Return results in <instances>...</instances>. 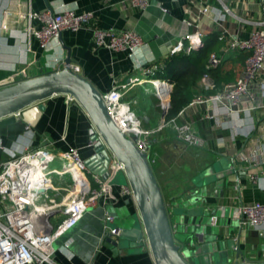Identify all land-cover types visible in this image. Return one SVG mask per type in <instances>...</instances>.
<instances>
[{
    "label": "crops",
    "instance_id": "1",
    "mask_svg": "<svg viewBox=\"0 0 264 264\" xmlns=\"http://www.w3.org/2000/svg\"><path fill=\"white\" fill-rule=\"evenodd\" d=\"M149 1L150 6L140 11L130 7L127 0H0V86L57 70L58 67L61 69L63 64L55 60L66 57L65 48H69L72 63L80 66L79 73L88 78L102 94L109 92L114 85L130 83L123 100L137 101L136 86L137 83L143 84L142 81L147 78L146 70L170 57L172 46L186 35L194 33L196 25L203 31L204 39L220 32L213 21L214 13L194 21L202 5L221 10L222 5L218 0ZM226 4L229 11L224 12V26L232 37H247L260 18V0H228ZM65 8L76 14L93 13L90 24L102 29H133L141 35L144 45L132 56L126 51L98 48L93 43L91 30L85 28L62 32L59 40L61 46L52 43V49L44 51L29 32L37 28L39 23L33 20L30 24L27 12L29 9L58 12ZM187 20L192 21L194 26L186 24ZM223 42L219 54L225 46ZM244 56L247 54H232L220 67L229 78L228 81H234L243 70ZM253 89L259 92L257 86L254 85ZM201 95L198 93L193 99ZM41 104L43 110L32 105L20 115L0 119V146L5 148H0V160L17 149L38 148H48L55 154L77 149L84 161L95 156L89 133L91 122L78 104L63 94L54 95ZM150 110L141 108L138 116L144 119L146 127L156 128L162 124L164 117L153 112L152 106ZM209 112H215V116L205 118L204 114ZM186 122L201 138L202 146H191L178 138L175 140L176 135L170 123L150 140V149L156 155L155 174L174 228L180 226L186 230L197 220L202 212L200 210H209L218 216L215 224L221 228L219 230L227 241L236 243L240 237L239 245L244 259L261 260L264 240L256 230L239 225L237 210L242 203L264 202V164L250 168L242 161V156L264 147V107L250 114L231 116L206 105L188 107L176 119L177 124ZM94 165L103 167L102 160L96 159ZM231 170L237 175L231 174ZM108 171L110 198L100 199L90 205L77 224L54 242L55 264H154L145 236L137 240L133 234L137 230L143 231L134 200L120 193L123 185L116 180L117 173L110 166ZM204 172L209 182L206 184V197L201 196V201L206 200L201 204L203 209L200 206L192 209L181 207L180 201L185 202L192 192L187 187L197 191L193 181L201 179ZM251 173L258 174L260 181L252 182L249 178ZM93 175L97 174L91 171L87 173L92 189H96ZM53 187L42 201L46 204H62L69 195L71 180L55 179ZM107 210L114 216L110 226L119 228L125 234L117 245H113L117 237L110 236L105 228ZM54 214L52 224H56L63 216L60 209ZM220 224L235 227L230 237L227 236L229 226ZM185 242H180L182 248L187 246ZM194 243L189 249L201 248L198 241ZM232 251L234 249L228 255L230 262L236 260Z\"/></svg>",
    "mask_w": 264,
    "mask_h": 264
},
{
    "label": "built area",
    "instance_id": "2",
    "mask_svg": "<svg viewBox=\"0 0 264 264\" xmlns=\"http://www.w3.org/2000/svg\"><path fill=\"white\" fill-rule=\"evenodd\" d=\"M127 1L130 7L140 11H145L150 6L149 0ZM218 1L222 5L221 10L202 5L194 20L196 22L203 16L214 13L213 21L220 28L218 39L225 41L221 54L210 55L206 69L222 66L230 55L242 52L247 54L243 70L234 81L225 83L218 90L209 73H203L199 80L201 89L216 91L193 99L185 109L180 111L178 116L183 114L188 107L201 105L218 109L226 116L240 113L250 114L264 107V0H260V18L245 38L231 36L223 24L224 12L229 11L226 4L228 0ZM27 18L30 24L33 20L39 23L37 28L30 29L29 32L47 52L52 49V43L61 46L59 40L62 32H75L85 28L91 30L93 43L98 48L126 51L132 56L144 45L141 35L133 29L117 31L102 29L90 24L93 20L91 12L76 14L67 8L58 12L50 10L36 12L29 9ZM186 24L194 26V23L189 20ZM196 27L194 33L186 35L172 46L171 55L181 52L189 54L203 45L204 33L199 25ZM64 60L63 56L55 61L64 66ZM157 67L158 65L154 64L146 70L147 78L142 81L143 84L152 83L156 86V80L152 79L151 75ZM70 68L74 72H80V66L77 64L70 63ZM162 82H166L167 85L161 94L164 93L167 97L171 84L167 81ZM128 84L114 85L109 92L102 94V98L115 125L126 136L133 139L140 151L147 153L152 165L155 163V155L150 158V140L167 123L162 121V124L156 128L146 127L143 123L144 119L138 116L132 108V105L136 106L137 101L125 102L123 100L124 92L129 87ZM254 85L257 86L259 92L253 89ZM156 90L160 96L157 86ZM214 116L215 112L204 114L205 118ZM176 119L169 122L173 126L176 138L191 146H202L203 141L196 135L191 124L187 122L177 124ZM0 148L5 150L2 146ZM242 159L250 168L264 164V147L242 156ZM58 161L60 166L53 168L51 164ZM109 166L114 173L123 172V165L114 158ZM88 172L85 161L82 160L77 149H70L60 154H55L48 148L17 149L9 152L7 158L0 160V264H55L53 261L54 242L77 224L90 205L100 199L110 198V174L105 179L93 175L97 188L92 189L91 181L87 176ZM259 177L256 173L249 175L252 182L260 181L261 177ZM58 178L71 180L69 195L62 204H46L42 199L49 190L54 189L53 182ZM40 190L44 192H39ZM120 193L133 199L128 185L121 186ZM59 209L63 216L56 224H52L51 219ZM50 214L53 215L49 216ZM217 218V216L211 217L213 224L217 222ZM237 218L239 225L256 230L264 240V202L242 203L238 207ZM104 220L107 233L112 237H118L120 229L110 226V223L114 222V216L108 210ZM259 261H264V254Z\"/></svg>",
    "mask_w": 264,
    "mask_h": 264
},
{
    "label": "water",
    "instance_id": "3",
    "mask_svg": "<svg viewBox=\"0 0 264 264\" xmlns=\"http://www.w3.org/2000/svg\"><path fill=\"white\" fill-rule=\"evenodd\" d=\"M65 49L67 53L61 69L0 86V119L20 115L32 105H37L40 110H43L41 102L59 94L66 95L78 104L91 122L89 133L95 154L94 157L86 160L85 164L89 171L103 179L109 177L108 168L112 158L123 165L122 174L125 178V185H128L132 191L143 230L141 232L137 230L133 234L137 240L145 236L154 264H194L189 258L190 254L203 262L208 261L209 264H264V261L244 259L239 245L240 237L236 243L227 241L224 233L221 234L219 230L221 228L212 223L211 217L217 215L201 206L206 202L205 199L201 201V196L206 197V184L209 182L207 180L205 183L196 185L197 191L192 190L185 202L180 201L181 207L186 206L192 209L200 206L203 209L200 210L202 212L197 220L186 230L180 226L174 228L167 203L147 153L140 151L133 139L126 136L115 125L106 109L102 92L88 78L70 68V63H72L70 50ZM168 107L167 99L162 117L166 114ZM96 159L102 160L103 167H95ZM231 174L237 175L234 170H231ZM197 180L196 178L193 182L196 184ZM226 185H228L227 182ZM219 187L220 184L217 185V188ZM39 192H44V190ZM222 226L230 227L227 228V236L230 237L235 227L227 224ZM123 236L125 234L122 231L113 245H117L118 240H121ZM195 240L201 244V248L189 249L195 244ZM185 241H187V246L182 248L180 242ZM233 249L232 254L236 260L230 262L228 255ZM200 254L203 255L202 258H199Z\"/></svg>",
    "mask_w": 264,
    "mask_h": 264
},
{
    "label": "trees",
    "instance_id": "4",
    "mask_svg": "<svg viewBox=\"0 0 264 264\" xmlns=\"http://www.w3.org/2000/svg\"><path fill=\"white\" fill-rule=\"evenodd\" d=\"M218 36V32L210 35L207 39L203 40V45L201 47L192 50L189 54L181 52L171 55L162 62L155 63L158 67L154 74L151 75V78L167 81L171 84V89L167 96L169 107L163 118L165 123H169L172 119L177 118L180 111L185 109L198 93L209 95L216 91H204L200 88L199 80L203 73H209L210 77L215 82L217 90L225 83L231 82L228 81L229 78L222 73L221 66L210 70L206 69V64L208 63L210 55L215 52L219 54V48L224 44L223 41L218 39ZM152 108L153 112L156 114L159 113L158 107L155 106V104ZM174 139L176 140V136H174ZM154 165L152 164L151 166L155 173ZM187 188L188 191H192V187Z\"/></svg>",
    "mask_w": 264,
    "mask_h": 264
},
{
    "label": "rangeland",
    "instance_id": "5",
    "mask_svg": "<svg viewBox=\"0 0 264 264\" xmlns=\"http://www.w3.org/2000/svg\"><path fill=\"white\" fill-rule=\"evenodd\" d=\"M238 76H239V74L237 75V77ZM136 88L138 89V91H137V96L138 97L136 98L137 99V104H136V106L132 105V108L135 111V113L138 115L140 113L139 111L141 110V108H145V107H147L149 109V111L151 112L150 107L154 106V104H155V106L158 107L159 113L162 114L163 108H164V104H165L163 102L167 101V99H166L167 97L160 96V98H157L155 96L157 94L156 86H154L152 83H144V84L137 83ZM139 103H141V105H139ZM150 153H151L150 158H151V156L155 155L153 149H150ZM155 156H154V158H155ZM155 162H156V159H155ZM51 166L53 168H57V167L60 166V164H59V162H54V163L51 164ZM155 168H156V165H154V170H155ZM200 178L201 179H198L196 181V185H199L201 183H205V180H206L205 173L203 174V176H200ZM116 180H118L121 185H125V178H124L122 172H118L117 173ZM178 212L181 213V211H178ZM180 234H181V232H180ZM181 236H183V235H181ZM195 257L196 256H194L192 254H190V256H189L190 260L194 264H209L208 261L207 262L206 261L203 262V260H201V259L198 260Z\"/></svg>",
    "mask_w": 264,
    "mask_h": 264
},
{
    "label": "bare ground",
    "instance_id": "6",
    "mask_svg": "<svg viewBox=\"0 0 264 264\" xmlns=\"http://www.w3.org/2000/svg\"><path fill=\"white\" fill-rule=\"evenodd\" d=\"M155 85H156L157 88H158V92H159V94H160V95L163 94L164 97H166V94H164V93L161 94V92H164V91H165V85H167V83H166V82L159 81V80H156V81H155Z\"/></svg>",
    "mask_w": 264,
    "mask_h": 264
}]
</instances>
